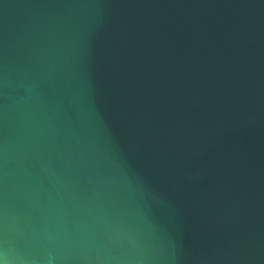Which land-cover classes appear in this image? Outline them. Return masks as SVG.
<instances>
[{"label": "water", "instance_id": "1", "mask_svg": "<svg viewBox=\"0 0 264 264\" xmlns=\"http://www.w3.org/2000/svg\"><path fill=\"white\" fill-rule=\"evenodd\" d=\"M0 264H264V0H0Z\"/></svg>", "mask_w": 264, "mask_h": 264}]
</instances>
